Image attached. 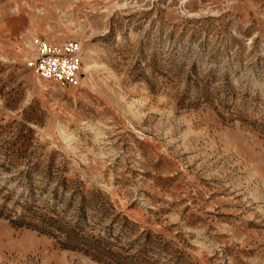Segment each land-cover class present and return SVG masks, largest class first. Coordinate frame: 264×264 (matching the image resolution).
Masks as SVG:
<instances>
[{"label": "rangeland", "instance_id": "374dc122", "mask_svg": "<svg viewBox=\"0 0 264 264\" xmlns=\"http://www.w3.org/2000/svg\"><path fill=\"white\" fill-rule=\"evenodd\" d=\"M0 264H264V0H0Z\"/></svg>", "mask_w": 264, "mask_h": 264}, {"label": "built area", "instance_id": "2783aa9c", "mask_svg": "<svg viewBox=\"0 0 264 264\" xmlns=\"http://www.w3.org/2000/svg\"><path fill=\"white\" fill-rule=\"evenodd\" d=\"M33 45L36 58L31 66L39 78L54 81L61 88L79 84L82 49L77 41L58 44L34 38Z\"/></svg>", "mask_w": 264, "mask_h": 264}]
</instances>
